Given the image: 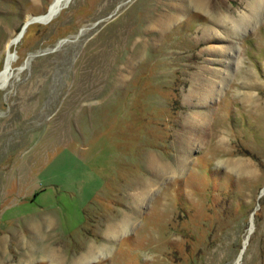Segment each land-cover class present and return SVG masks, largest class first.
Returning <instances> with one entry per match:
<instances>
[{"label": "rangeland", "instance_id": "374dc122", "mask_svg": "<svg viewBox=\"0 0 264 264\" xmlns=\"http://www.w3.org/2000/svg\"><path fill=\"white\" fill-rule=\"evenodd\" d=\"M52 2L0 0V264H264V0Z\"/></svg>", "mask_w": 264, "mask_h": 264}, {"label": "bare ground", "instance_id": "6f19581e", "mask_svg": "<svg viewBox=\"0 0 264 264\" xmlns=\"http://www.w3.org/2000/svg\"><path fill=\"white\" fill-rule=\"evenodd\" d=\"M67 2L68 0H53V2H52V4L50 5V11L51 12H49V10H48V14H46V15H44L43 17H39L38 19L40 20H45V19H47V18H49L50 17V14L51 13H53L55 10H56V8L58 7V6H60V4H61V2ZM11 54V53H10ZM12 56V54L10 55V56H8L7 57V60H6V67H5V69L0 73V78L2 77V75L3 74H5L6 72H8V70H9V59H10V57ZM13 57V56H12ZM16 57V56H15ZM15 57H13V58H15ZM20 68H22V67H20ZM7 78V77H6ZM240 168V167H239ZM243 250H244V248H242V250H241V253H240V256H241V254H242V252H243ZM239 260L240 259H238V260H236V262H235V264H239Z\"/></svg>", "mask_w": 264, "mask_h": 264}, {"label": "water", "instance_id": "95a60500", "mask_svg": "<svg viewBox=\"0 0 264 264\" xmlns=\"http://www.w3.org/2000/svg\"><path fill=\"white\" fill-rule=\"evenodd\" d=\"M67 3V2H66ZM66 3H64V4H66ZM59 9V8H58ZM58 9L54 12V13H51L50 14V18L58 11ZM36 16H39V15H36ZM36 16H34V17H36ZM36 18H31V19H29L28 21H26L23 25H22V27H21V29L19 30V32L17 33V35L15 36V41H17L18 39H19V37L21 36V34H22V32H23V29H24V27L26 26V24L29 22V21H31V20H35ZM11 54H12V56L14 57L15 56V52L14 51H12L11 52Z\"/></svg>", "mask_w": 264, "mask_h": 264}, {"label": "crops", "instance_id": "0c3cea01", "mask_svg": "<svg viewBox=\"0 0 264 264\" xmlns=\"http://www.w3.org/2000/svg\"><path fill=\"white\" fill-rule=\"evenodd\" d=\"M110 228H111V227H110ZM110 228H109V229H110Z\"/></svg>", "mask_w": 264, "mask_h": 264}]
</instances>
